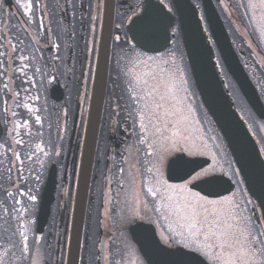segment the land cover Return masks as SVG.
Returning a JSON list of instances; mask_svg holds the SVG:
<instances>
[{
    "label": "flooded vegetation",
    "instance_id": "flooded-vegetation-1",
    "mask_svg": "<svg viewBox=\"0 0 264 264\" xmlns=\"http://www.w3.org/2000/svg\"><path fill=\"white\" fill-rule=\"evenodd\" d=\"M157 1L168 5L175 15L169 6L173 0ZM197 1L203 18V0ZM104 3L0 0V60L7 53V62L0 64L6 71L0 75V264H67ZM214 4L239 63L264 104V4L260 0H215ZM143 7V0H115L108 86L79 264H149L140 246L153 255V231L160 245L178 248L176 242L164 238L180 229L168 208L170 193L157 181L180 185L189 178L185 179L186 173H172L170 179L169 170L156 165L149 155L154 149L143 142L145 134L138 120L134 124L129 116L138 108L130 98L140 92L142 81L151 84V76L162 72L177 77L176 92L184 110L193 91L180 48L153 54L132 42L129 27ZM214 48L222 73L226 66L216 45ZM169 59L177 61L180 68H170ZM24 65L28 67L21 73ZM228 83V91L240 99L236 102L239 112L264 156V133L259 126L264 120L247 109L235 81ZM21 140L23 143H18ZM220 149H213L218 159L209 158L210 163L196 171L208 173L197 182L225 175L234 191L209 199H234L243 215L254 214L263 221L237 169L227 168L231 175L227 169V174L221 171ZM192 159L208 157L195 154ZM54 173L52 199L50 195L43 200ZM148 188H153L156 196ZM28 195L37 196V200H29ZM47 206L44 231L38 234L39 214L42 212L41 222L45 221Z\"/></svg>",
    "mask_w": 264,
    "mask_h": 264
},
{
    "label": "water",
    "instance_id": "water-1",
    "mask_svg": "<svg viewBox=\"0 0 264 264\" xmlns=\"http://www.w3.org/2000/svg\"><path fill=\"white\" fill-rule=\"evenodd\" d=\"M144 2V9L140 15L132 20L129 27L132 42L145 52L158 54L171 46L170 30L174 27L176 18L163 4L155 0H144ZM173 2L181 26L185 50L201 100L222 133L246 183L249 194L257 203L264 221V159L260 149L236 111L230 96L224 90V81L220 79L217 71L215 52L204 30L197 8L190 0H173ZM203 8L212 39L229 74L239 86L252 110L260 119L264 120V106L255 87L239 63L213 0H203ZM114 21L115 0H105L93 91L77 180L75 213L67 264L80 263L87 201L108 84ZM1 136L2 128L0 125V138ZM194 161L192 167L196 171L209 164V161L205 159H194ZM54 176L55 173L50 175L43 200L50 195L52 199L55 185ZM168 176L171 179L172 173L170 171ZM184 177L187 179L188 176L185 175ZM207 180H212L213 183L208 184L205 182ZM207 180L199 182L200 187H193V189L210 198L225 196L234 189L230 180L224 176ZM48 214L49 206H47L45 221L41 222L42 212L39 214L38 234L43 233ZM140 248L149 264H172L175 257L171 254L180 250H171L160 245L156 240L154 231L153 255L147 253L143 246H140ZM191 264L207 263L201 257L193 256Z\"/></svg>",
    "mask_w": 264,
    "mask_h": 264
},
{
    "label": "snow or ice",
    "instance_id": "snow-or-ice-1",
    "mask_svg": "<svg viewBox=\"0 0 264 264\" xmlns=\"http://www.w3.org/2000/svg\"><path fill=\"white\" fill-rule=\"evenodd\" d=\"M260 3L264 4V0ZM2 55L5 59L0 60V64L7 62V53ZM27 67L24 65L19 71L23 73ZM0 75H6V71L0 69ZM151 79V84L142 81L140 92L130 98L138 108L129 116L134 124L138 120L139 128L145 134L143 142L154 149L149 155L155 158L156 165L166 167L173 174L186 173L189 178L180 185L157 181L170 193L168 208L179 223L180 230L175 235L169 232L164 237L169 242H176L180 249L171 254L175 257L172 264H191L193 256L202 257L209 264H264V221L254 214L243 215L240 204L234 199L212 200L200 192H193V187H200L196 182L208 173H196L192 167L195 163L192 157L198 146L188 134V117L177 99L174 74L162 72L153 74ZM4 89L8 90L7 84ZM35 121L39 123L40 116L37 115ZM16 159L20 160L19 155ZM205 182L213 183L212 180ZM147 191L153 196L157 194L153 188ZM20 195L24 193L21 191ZM28 199L36 201L37 196L28 195Z\"/></svg>",
    "mask_w": 264,
    "mask_h": 264
},
{
    "label": "rangeland",
    "instance_id": "rangeland-1",
    "mask_svg": "<svg viewBox=\"0 0 264 264\" xmlns=\"http://www.w3.org/2000/svg\"><path fill=\"white\" fill-rule=\"evenodd\" d=\"M161 63H165V62L162 61ZM166 63L169 64L170 68H173L174 66H177V65H179V68H180V64L177 61H174L172 59H169V61L167 60ZM176 79L177 77L174 76L175 88H177V86L179 85L177 84ZM177 99L179 100L178 96H177ZM192 99L194 100V103L192 102ZM237 99L240 100L239 98ZM189 101H190V104L187 105L188 108L184 110V113L188 117V120H187V127L189 129L188 134L198 146V151L195 154L203 155L210 159H215V158L218 159V157L214 154L213 149L221 147L220 149L221 171L224 172V174H227V170H228V172H230V175L231 173L233 174L231 169H227V168L235 169L232 163V160L229 157V154L225 150V145L222 142V139L219 137L215 129L212 127V123L207 118L206 113L203 112L204 110L201 109L199 105L198 97H196L195 95L192 94V92H190ZM180 103H181V107L183 108L184 102L182 103L180 101ZM196 105H198V109L201 112H203V116L199 115ZM240 107L244 109V107H242V104L240 105ZM259 126L264 133V125L261 124ZM216 163L217 165H219L218 162ZM234 198L235 199L237 198V194L234 195ZM167 202L169 203L168 199H167Z\"/></svg>",
    "mask_w": 264,
    "mask_h": 264
},
{
    "label": "trees",
    "instance_id": "trees-1",
    "mask_svg": "<svg viewBox=\"0 0 264 264\" xmlns=\"http://www.w3.org/2000/svg\"><path fill=\"white\" fill-rule=\"evenodd\" d=\"M192 1L194 2L195 5L200 6V3H201L200 1L199 2L197 0H192ZM175 30H176L175 31L176 40L173 43V47H178V48L181 49L182 55H183V58H184V63H185L186 68L188 70V75H189L190 82L192 83V87L194 88L195 93L198 95V92H197V89L195 88L196 86L194 84V80H193V77H192V74H191V70H190V67H189V64H188L187 56H186V53H185V50H184V46H183V42H182V38H181V30H180V26H179L178 23L176 24ZM227 78L229 79L228 76H227ZM206 116L209 119V121L212 123V127L215 129L216 133L219 135V137L222 139V142L224 143V139L220 135L218 129L213 125V122L210 119V117H209L207 112H206ZM228 154H230V153L228 152Z\"/></svg>",
    "mask_w": 264,
    "mask_h": 264
}]
</instances>
